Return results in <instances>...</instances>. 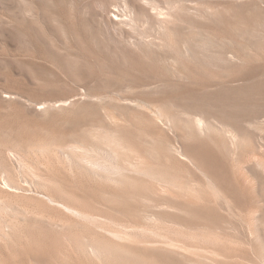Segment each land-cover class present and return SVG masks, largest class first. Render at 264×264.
<instances>
[{
	"label": "rangeland",
	"instance_id": "rangeland-1",
	"mask_svg": "<svg viewBox=\"0 0 264 264\" xmlns=\"http://www.w3.org/2000/svg\"><path fill=\"white\" fill-rule=\"evenodd\" d=\"M0 264H264V0H0Z\"/></svg>",
	"mask_w": 264,
	"mask_h": 264
},
{
	"label": "bare ground",
	"instance_id": "bare-ground-1",
	"mask_svg": "<svg viewBox=\"0 0 264 264\" xmlns=\"http://www.w3.org/2000/svg\"><path fill=\"white\" fill-rule=\"evenodd\" d=\"M186 51H187V54L189 53V54H192L193 52H191L190 51V49H189V47L187 48V49H185ZM185 51V52H186ZM188 54V56H190ZM191 56H193V55H191ZM193 123H194V125L198 128V129H201L203 126H204V121L201 119V118H195V119H193ZM90 163V162H89ZM91 165L92 166H94V167H99L100 165L99 164H97V163H92L91 162ZM5 187H6V184H5V182H3L2 183Z\"/></svg>",
	"mask_w": 264,
	"mask_h": 264
}]
</instances>
